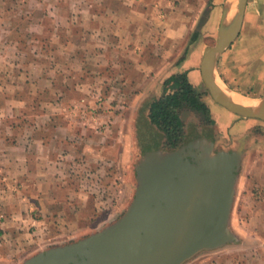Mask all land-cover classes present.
<instances>
[{"label": "crops", "instance_id": "crops-1", "mask_svg": "<svg viewBox=\"0 0 264 264\" xmlns=\"http://www.w3.org/2000/svg\"><path fill=\"white\" fill-rule=\"evenodd\" d=\"M209 2L0 0V236L5 243L16 231V238L18 231L25 235L18 240L46 244L72 229L90 228L79 225L85 218L81 213L91 218L98 210L93 203L101 198L95 191L104 192L108 185L110 161L124 164L145 97L150 107L176 73H187L194 86L201 81L205 47L200 33L184 55L183 47L208 5L202 27L218 23L219 31L222 6L219 0ZM188 6L196 8L195 15L186 11ZM248 14L257 26L245 49L249 77L258 84L250 88L261 91L264 36L257 28L264 27V0H248ZM210 106L216 129L224 133L218 105ZM156 131L162 144L164 134ZM198 139H204V151L207 144L213 146L207 138ZM238 182L239 177L236 188ZM240 214L247 216L243 225ZM233 218L238 242L186 264H264V213H235ZM31 224L37 227L34 233L28 230ZM44 236L48 239L41 241Z\"/></svg>", "mask_w": 264, "mask_h": 264}, {"label": "water", "instance_id": "water-1", "mask_svg": "<svg viewBox=\"0 0 264 264\" xmlns=\"http://www.w3.org/2000/svg\"><path fill=\"white\" fill-rule=\"evenodd\" d=\"M247 5L248 0L224 1L216 43L205 48L199 69L216 103L244 119L264 121V96L241 94L255 102L242 105L217 82L220 57L239 37ZM203 140L173 151L157 148L155 140L135 166V196L121 218L22 264H184L204 250L238 242L231 216L245 140L231 152L214 155L199 153Z\"/></svg>", "mask_w": 264, "mask_h": 264}, {"label": "rangeland", "instance_id": "rangeland-1", "mask_svg": "<svg viewBox=\"0 0 264 264\" xmlns=\"http://www.w3.org/2000/svg\"><path fill=\"white\" fill-rule=\"evenodd\" d=\"M211 1L212 0H210L209 4H211ZM224 1L225 0H219L222 6V10H223ZM186 11H190L192 15H195L196 8L195 7L190 8L188 6V8H186ZM209 14H210L209 5L208 8L201 9V11L199 12V15L196 19L198 25L196 26V28H194L195 30L193 32L188 33L187 43L183 47L184 49L183 55L185 54V50L188 47L186 45L191 44L190 39L192 37H195L196 32H198V34L200 33V37H202L203 47L206 48L216 43L218 36V23L216 24V26L202 27L203 22L208 21ZM221 17H222V11L219 20H217L219 23ZM253 18L254 17L251 14H248L246 16V21L244 18V22L246 24H243L240 33L241 36L240 38L238 37L223 54L217 72V80L223 83L226 87L244 96L251 98L264 96V90L258 91L257 89L250 88L251 85L258 86V84L256 81H253L255 78L252 79V77H249L251 75V72L249 71V69H247L246 58H245L247 37L251 34L252 29L253 28L256 29L257 27L256 25L255 26L253 25L254 22ZM257 31L264 36L263 26L260 27V29L257 28ZM246 77H249L248 80H246ZM195 87L202 94V98L207 103L209 104L213 103L214 99L212 98L210 92L206 88L205 83L202 80V77L199 84H197ZM163 91H161V94L159 96L156 97L154 96L153 98L156 99L160 97ZM143 101H144L143 105L139 107V110L137 112L138 113L137 117L140 118L138 119V121L135 122V126H136L135 127L136 135L134 138L135 140L133 141L132 147L127 148V154L123 161L124 164L121 165L118 163V161L113 162L116 158L110 161V164L108 166L110 169L109 183L108 185L104 184V192L95 191L97 192L98 197L101 198L97 202L93 203L98 210H96V213H91L93 215L91 218H90V213H87V211H83V213H81L83 217L85 216V218L81 219L79 225L90 226V228H88V230L85 231L83 230L81 231L79 228L72 229L75 231L66 233V235H63L59 239L56 240L52 239L50 241H46L47 242L46 244L34 243L35 238L30 239L25 237L23 240H21V238L18 240V237L25 236L23 235V232L20 231H18L17 238L15 237L17 231L13 234V240L11 242L8 241L10 242L9 244L5 243L6 239L4 238V236L2 237L0 236V259H2L1 261H3L1 264H22L26 259L51 247L63 246L66 244L77 242L84 238H88L102 231L107 226L113 224L119 218H121L122 215L125 214V212L127 211L129 205L131 204L135 196V191L137 187L135 166L141 160L143 155L151 150L150 144L155 143V140H157L158 144L160 145L159 148H162L164 150H169L161 146L162 140L160 141V139H162V136L160 132L156 131L158 128L156 126L155 127L152 126V123L148 120L147 115L145 118V113L146 114L147 112L149 113V107L146 104L147 103L146 101H148L146 97L145 100ZM188 112L189 111L186 110L184 115L186 116ZM186 117H190V115H187ZM257 123H260L259 119L249 120L248 126L246 127H243V125L239 126L238 124H236V126H232L230 122H223V121L220 122L222 130L226 134H234L235 136H238L241 133H244L248 130L250 131L243 136V140H245L244 152L248 148L247 149L248 156L245 160H243V165H242L243 175L242 178L239 180L237 187L238 192L233 205L232 216H231L232 230H233V219L235 221V218H233L235 213H252L253 211H256L257 213H264V129L263 130L261 128H259V130L255 129L254 125H256ZM253 129H255L254 133H253ZM148 133L151 135L155 134L157 135L156 138L157 137L158 138L155 140L150 139L148 141L147 140ZM246 136H248V138L249 136H251V138L246 141L247 139ZM187 145L188 144H185L184 146ZM237 148L238 146L236 147V149ZM169 151H173V150H169ZM251 154L252 156L249 157ZM108 186L110 188L106 189ZM242 215L243 218H241L240 220L243 225V223L246 221L247 216L246 215L244 216V214H240V217H242ZM32 225L33 224L28 226V230L30 231V233H34L37 228L36 225L35 226ZM66 228L69 229L71 227L67 226ZM47 239L48 236H44L43 239L40 240L43 241ZM27 242H31V243H27ZM215 250H204L199 254L195 255V257H193L192 259H196L199 257L210 258L213 256V254L211 253H213V251ZM187 262H185L184 264H186Z\"/></svg>", "mask_w": 264, "mask_h": 264}, {"label": "trees", "instance_id": "trees-1", "mask_svg": "<svg viewBox=\"0 0 264 264\" xmlns=\"http://www.w3.org/2000/svg\"><path fill=\"white\" fill-rule=\"evenodd\" d=\"M183 108L198 110L210 120V108L185 72L171 75L165 81L162 95L154 99L149 107L150 122L164 134L166 149L177 148L185 139L184 125L180 118Z\"/></svg>", "mask_w": 264, "mask_h": 264}, {"label": "flooded vegetation", "instance_id": "flooded-vegetation-1", "mask_svg": "<svg viewBox=\"0 0 264 264\" xmlns=\"http://www.w3.org/2000/svg\"><path fill=\"white\" fill-rule=\"evenodd\" d=\"M203 99V98H202ZM204 100V99H203ZM205 101V100H204ZM206 102V101H205ZM214 105H218L215 106L216 112H219V116L218 118L221 121H229L231 123V125H242L243 121L245 120L243 117H241L238 114H233V112L229 111L227 108L223 107L222 105L216 103L215 101H213ZM207 106L210 108V113H209V117L210 120H208L204 114L198 110H193V109H187V108H183L180 112V118L183 122L184 125V132H185V138L184 141H182V144L180 146H178L177 148H180L182 146H184L185 144H188L190 141L196 140L198 138L204 137L207 138L209 141L212 142L213 146H209V144H207L206 147H204V149L207 151H209L212 147L213 151H211L212 155L217 154L221 151H228L231 152L233 150L236 149L237 146H239L240 142L243 141V136L245 135L244 133H241L238 136H232L231 134H224L220 131H218L216 128L217 126H215L216 124V120L214 119L215 117V113L213 112L212 107L210 106L209 103H207ZM220 107V108H219ZM223 111H222V110ZM188 110V114L187 115H191L190 117H186L184 115L185 111ZM218 110V111H217ZM228 110V111H227ZM231 112V113H230ZM216 113V115H217ZM255 126V129L261 128L262 130L264 129V121L260 123H257ZM255 129H253V133L255 131ZM187 136V137H186ZM246 141L249 140L251 138V136H246ZM157 142V141H156ZM164 142H165V138H164ZM164 142L161 144V146L163 148H166L164 145ZM245 144V143H244ZM174 148V149H177ZM172 149V150H174ZM203 148L200 149L199 153H203L204 150H202ZM248 149V148H247ZM243 149V157L241 158V162H240V166H238V177L239 180L242 178L243 175V169H242V165H243V160H245L248 156L247 152L248 150ZM192 162H193V157L190 156L188 157ZM247 176V175H246ZM239 183V182H238ZM238 186V185H237ZM236 198V195H235ZM108 263H111V259L110 258H106Z\"/></svg>", "mask_w": 264, "mask_h": 264}, {"label": "bare ground", "instance_id": "bare-ground-1", "mask_svg": "<svg viewBox=\"0 0 264 264\" xmlns=\"http://www.w3.org/2000/svg\"><path fill=\"white\" fill-rule=\"evenodd\" d=\"M231 12H233V8H232ZM217 82L227 92V94H229L236 102H238V103H240L242 105H250V104H254L255 103V102L249 100L248 98L242 96L240 93L230 90L223 83H221L219 80H217Z\"/></svg>", "mask_w": 264, "mask_h": 264}]
</instances>
